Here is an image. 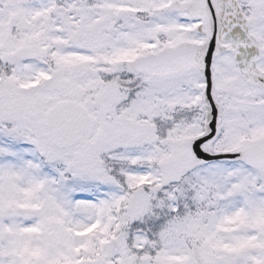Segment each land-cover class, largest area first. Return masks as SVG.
<instances>
[{
  "label": "snow or ice",
  "instance_id": "1",
  "mask_svg": "<svg viewBox=\"0 0 264 264\" xmlns=\"http://www.w3.org/2000/svg\"><path fill=\"white\" fill-rule=\"evenodd\" d=\"M0 264H264V0H0Z\"/></svg>",
  "mask_w": 264,
  "mask_h": 264
}]
</instances>
